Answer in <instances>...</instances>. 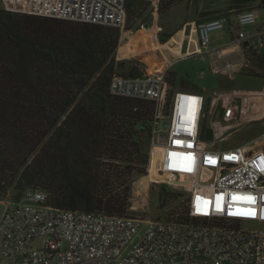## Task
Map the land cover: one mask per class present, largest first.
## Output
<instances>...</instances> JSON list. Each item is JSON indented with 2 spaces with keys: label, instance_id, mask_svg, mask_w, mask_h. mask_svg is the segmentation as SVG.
Here are the masks:
<instances>
[{
  "label": "built area",
  "instance_id": "obj_1",
  "mask_svg": "<svg viewBox=\"0 0 264 264\" xmlns=\"http://www.w3.org/2000/svg\"><path fill=\"white\" fill-rule=\"evenodd\" d=\"M128 1L0 0V6L121 28ZM253 7L186 22L162 41L158 36L169 68L176 58L212 57L210 33L226 30L222 67L234 78L245 65V50L264 52V0ZM173 36L178 42L169 44ZM220 58L212 60L217 64ZM167 71L115 74L109 90L154 102L150 162L190 178L188 220L56 209L48 204L47 191L29 189L19 198L3 199L0 264H264V229L248 226L264 223V133L239 144L226 142L244 123L264 124V85L214 92L210 99L202 90L171 86ZM209 113L219 120L207 125ZM162 119L168 120L164 130ZM207 128L212 129L210 139ZM35 240L41 245L35 246Z\"/></svg>",
  "mask_w": 264,
  "mask_h": 264
},
{
  "label": "trees",
  "instance_id": "obj_2",
  "mask_svg": "<svg viewBox=\"0 0 264 264\" xmlns=\"http://www.w3.org/2000/svg\"><path fill=\"white\" fill-rule=\"evenodd\" d=\"M176 1L160 2L158 13ZM140 2L129 0L127 15L142 10ZM248 4L233 0L224 12L254 8ZM120 35L119 27L0 6L1 200L11 190L19 198L42 189L56 209L130 215L132 176L146 175L149 164L150 175H158L157 161L151 163L148 154L155 104L110 93L115 74L135 75L120 73L115 60ZM244 55L241 72L264 78V52L248 49ZM167 81L200 90L173 71H167ZM170 196L180 195L161 187L158 208ZM187 201L164 218L188 220Z\"/></svg>",
  "mask_w": 264,
  "mask_h": 264
},
{
  "label": "rangeland",
  "instance_id": "obj_3",
  "mask_svg": "<svg viewBox=\"0 0 264 264\" xmlns=\"http://www.w3.org/2000/svg\"><path fill=\"white\" fill-rule=\"evenodd\" d=\"M169 0H159L167 2ZM254 6L258 0H249ZM233 0H177L165 11L158 13L153 2L145 1L141 3V8L136 15H127L125 11V23L121 27L120 41L115 54V60L121 63L120 73L140 74V66L145 71L163 72L173 71L178 78L190 81L198 89L202 90L205 96L213 98L214 92L220 91H244L248 89H261L264 85V78L247 75L243 72H236L234 78H230L223 63L227 57H223L222 48L229 44V37L226 30H216L210 33L211 48L214 51L212 57L206 54L205 59H197L195 56L176 58L169 68L168 62L163 58L159 49V39L165 40L168 34L179 29L189 20L202 19L199 13L209 14L210 12H224L232 4ZM144 5V7H143ZM246 8L241 6L238 9ZM264 14V11L262 12ZM208 17V16H207ZM126 27V29H125ZM163 33L166 36H163ZM169 44H176L177 37H171ZM185 49V44L182 50ZM263 51V50H259ZM221 57L216 63L212 58ZM236 59L237 56H234ZM237 61V60H236ZM237 67V63L235 68ZM169 68V69H168ZM204 74L202 75V73ZM178 88V87H177ZM217 115L208 114L206 124L210 125L218 121ZM264 133V124L247 122L241 128L234 130L226 139L228 144H239L247 141L256 135ZM264 142V136L262 137ZM157 176L150 174V164L146 175L134 174L132 176V193L130 200V215L142 219H163L165 213L174 211L183 203V200L191 197L190 178L181 179L175 168L164 171L163 165L156 163ZM170 174V175H169ZM161 187L172 193H179V197L170 196L163 208H158V191ZM10 191L9 195H12ZM5 202L0 199V215L4 209ZM252 229H264V223L252 222L248 225ZM41 240H35L34 245L40 246Z\"/></svg>",
  "mask_w": 264,
  "mask_h": 264
},
{
  "label": "water",
  "instance_id": "obj_4",
  "mask_svg": "<svg viewBox=\"0 0 264 264\" xmlns=\"http://www.w3.org/2000/svg\"><path fill=\"white\" fill-rule=\"evenodd\" d=\"M247 43L245 42L244 45H246ZM168 124V120L167 119H162L160 120V123H159V127L160 129L164 130L166 128ZM205 137L207 139H210L212 137V129L211 128H207L206 131H205Z\"/></svg>",
  "mask_w": 264,
  "mask_h": 264
},
{
  "label": "crops",
  "instance_id": "obj_5",
  "mask_svg": "<svg viewBox=\"0 0 264 264\" xmlns=\"http://www.w3.org/2000/svg\"><path fill=\"white\" fill-rule=\"evenodd\" d=\"M203 19V18H202ZM189 21H192V20H189ZM189 21H187V22H189ZM186 23V22H185ZM169 40H171V38L169 39ZM159 48H160V45L158 46ZM222 52V51H221ZM150 175V174H149Z\"/></svg>",
  "mask_w": 264,
  "mask_h": 264
}]
</instances>
